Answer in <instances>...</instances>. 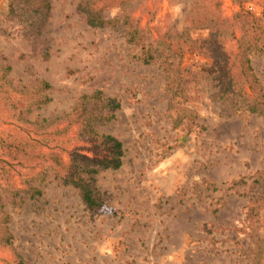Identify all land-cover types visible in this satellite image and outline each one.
<instances>
[{
	"label": "rangeland",
	"instance_id": "rangeland-1",
	"mask_svg": "<svg viewBox=\"0 0 264 264\" xmlns=\"http://www.w3.org/2000/svg\"><path fill=\"white\" fill-rule=\"evenodd\" d=\"M190 3L154 0L153 7L148 1L140 24L149 25L154 39L183 34ZM239 3L264 18V0H220L221 15L231 18ZM76 4L51 0L44 19L24 15L21 3L11 12L10 0H0V70L9 65L12 85L32 94L41 80L51 87L44 91L51 101L26 117L46 121L44 139H25V153L16 154L33 157L31 150L46 153L45 144L58 143L91 156L92 144L78 142L75 132L95 105L101 109L94 99L98 91L119 105L115 119L99 125L98 132L122 143L123 163L94 176L103 203L95 212L86 209L76 189L48 176L39 185L41 196L13 206L1 181L12 239L8 247L0 245V264H17L15 254L25 264H264V207L247 217L264 188V118L213 99L215 88L200 77V68L190 69L186 79L183 106L189 112L179 110V96L169 109L171 93L159 62L139 60L141 47L128 42L121 22L90 28ZM136 8L133 2L139 17ZM121 13L107 10L105 16L118 20ZM197 23L194 28L206 25ZM182 63L181 69L211 66L189 52ZM252 67L264 86V59L253 60ZM15 114L11 107L0 113V132L18 133ZM67 126V132H57ZM15 171L31 175L38 169Z\"/></svg>",
	"mask_w": 264,
	"mask_h": 264
},
{
	"label": "trees",
	"instance_id": "trees-1",
	"mask_svg": "<svg viewBox=\"0 0 264 264\" xmlns=\"http://www.w3.org/2000/svg\"><path fill=\"white\" fill-rule=\"evenodd\" d=\"M148 1L153 7L155 6L154 0H77L76 10L86 25L93 29L114 28L121 22L125 27L128 42L141 47L139 60L143 64L159 62L171 93L168 99L169 109L173 107L174 100L179 96L180 101L177 102L181 105L179 110L189 112L187 105L183 106L187 100L184 96L186 79L190 77V69L194 71L200 68L199 71L202 72L200 77L210 81L209 84L215 88L213 99L220 104H229L235 110L243 109L264 118V86L252 67L253 60L264 59V18H258L244 9L242 3H239V10L231 18H225L220 12V0H191L190 10L185 19L190 25L185 32L176 36L166 33L154 39L149 25L142 27L140 24V16L145 12L149 13ZM165 1L169 6H173L177 0ZM133 2L137 3L135 10L140 11L139 17H135V11L131 10ZM19 3L26 6L24 15L35 14L44 16V19L51 8V0H10L11 12L13 6L15 8V4ZM113 9H121L122 13L118 20L105 16V11ZM199 22H204L205 27L194 28V23L199 24ZM200 31H205L206 35H199ZM154 44L160 45L158 49H153ZM188 52L211 62V66L206 63L205 68H202L198 63H193L181 69L183 56ZM10 70L9 65H5L3 71L0 70V113L7 110V107L15 108V122L19 125L16 126L18 130L16 134L0 132V182L5 181L10 195V199H5L4 192L7 191L0 186V216H2L0 230L3 231L0 235V245L3 247L10 246L12 239L6 225L8 215L3 211V199L14 206L15 203L23 204L25 198L33 199L41 196L39 185L48 176V181L76 189L88 211H98L103 207V203L96 195L94 176L100 170L119 169L124 158L122 143L111 135L98 132L99 125L114 120V111L119 109L114 99H103L98 91L94 99L101 109L97 110L95 105L92 112L77 125L75 132L78 142L92 144L91 156L80 153L81 147L62 149L56 143L45 144L48 150L46 153L41 150H35L36 152L31 150L30 155L34 154L33 157H28L29 154H26L29 159L17 157L16 152L25 153L24 148L27 146L25 139H44L46 121H29L26 117L51 101L44 95V91L50 90L51 87L41 80L37 84L36 93L32 94L30 92L32 89L12 85V81L7 77ZM196 77L197 75L192 78ZM9 115L13 118L12 113ZM68 130L69 126L57 129V132L65 133ZM62 152L68 156V160L63 158ZM29 163L31 168L28 167ZM18 168H26L29 172L35 169L38 171L32 172L31 175L21 174L15 171ZM261 174L264 178V172ZM14 176L19 177L18 180H15ZM17 185L21 188H17ZM21 195H24L23 198L20 197ZM263 207L264 188L252 202L247 217L256 215ZM261 255L258 253L259 257ZM255 256H257L256 250ZM14 258L18 260L17 264H25L19 255L15 254Z\"/></svg>",
	"mask_w": 264,
	"mask_h": 264
}]
</instances>
